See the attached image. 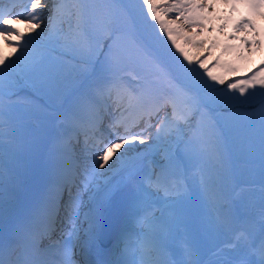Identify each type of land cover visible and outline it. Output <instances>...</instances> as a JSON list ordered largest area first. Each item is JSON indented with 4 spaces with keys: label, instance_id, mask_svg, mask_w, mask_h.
Listing matches in <instances>:
<instances>
[{
    "label": "snow or ice",
    "instance_id": "obj_1",
    "mask_svg": "<svg viewBox=\"0 0 264 264\" xmlns=\"http://www.w3.org/2000/svg\"><path fill=\"white\" fill-rule=\"evenodd\" d=\"M228 2L234 4V11L235 3H242L252 15L264 17V0ZM141 5V11L159 25L179 57L161 50L158 36L138 17L134 5L121 0H52L48 23L40 32L37 29L41 28L42 13L38 10L48 9L47 0H28L27 18L0 8V39L10 46L12 41H24L14 46V50L23 48L15 61L5 64L0 57V65H4L0 67V264H79L75 249L96 243L106 211L130 216L136 229L121 233V259L114 264H264V67L247 79L228 83L224 91L208 84L203 75L224 85L226 76L214 75L213 69L223 68L231 74L239 69L219 58L208 68L206 56L197 58L198 68L204 69L197 79L198 69L191 67L193 57L178 40L211 51L206 42L196 44L184 35V26L207 30V18L201 15L206 11L202 0H141ZM171 12L178 13L176 19H164ZM21 22L36 35L25 39L17 27ZM178 22L180 26L174 28ZM235 31L260 35L251 16L237 22ZM241 43L242 48L225 47L224 53L238 52L243 59L247 51L264 50V42L255 38ZM218 46L212 44V48ZM58 53L71 54L88 70L84 82L62 97L64 123L71 135H59L43 152L35 149L32 163L48 166L54 182L30 217L9 225V205L21 190L28 167L20 159L25 146L17 142L14 89L38 74L41 84L55 95L61 81ZM130 68L137 71L135 88H129L125 79ZM257 87L259 92L255 91ZM231 92L239 95H229ZM240 106H248L251 111H241ZM220 107L234 111L232 118L218 128L209 112ZM153 117H157L158 126L152 144L146 149H125V145L146 144L141 137L154 127ZM106 119L115 138L91 152V166L79 173L81 187L73 192L77 173L66 167L74 155L72 138L82 133L85 150H89V136L96 137L90 146L95 148L104 142ZM141 122V132L131 131ZM185 127L191 129L190 135L184 132ZM233 132H243L252 151L258 143L262 177L258 207L242 196L244 190L229 191L225 187ZM161 144L169 148L159 171L153 170L136 183L139 165ZM133 152L135 157L130 156ZM113 157L115 162L110 165ZM187 161L198 165L193 169L198 193L187 182ZM106 167L108 172L102 171ZM117 174L126 179L113 183L112 177ZM125 183L136 184V193L130 200L118 201ZM145 187L162 195L163 207H155ZM64 191L68 198L61 217ZM83 193H88L87 201ZM197 199L205 209L203 214L182 207ZM58 222L66 227H61L59 237L53 239ZM81 233L87 237L83 245ZM220 234L227 238L217 242ZM45 238L49 243L42 246Z\"/></svg>",
    "mask_w": 264,
    "mask_h": 264
},
{
    "label": "rangeland",
    "instance_id": "obj_2",
    "mask_svg": "<svg viewBox=\"0 0 264 264\" xmlns=\"http://www.w3.org/2000/svg\"><path fill=\"white\" fill-rule=\"evenodd\" d=\"M127 1L129 4L134 5V8H135L134 10L138 12L137 13L138 17H140L141 20L146 21V25L148 26V28L151 25H155L157 28H159V25L156 22L152 21L150 16L145 15L141 11L143 7L141 5V0H127ZM162 2L169 3V2H174V0H162ZM202 2L205 4L206 11L201 13V15L207 18V21H208L206 25L207 30H202L200 28L189 30L187 26H184V35L186 37L193 38L196 44H199L201 42H206V47L211 49V53H209V51H205L203 49L197 48L194 45H188L184 40H178L181 46L184 47L186 51H188L189 55L193 57V60L197 61V58L203 59L206 56L209 57L208 60L206 61V66L208 68H209L208 66L209 62H211L212 64H214V62L216 63L217 59L216 61H214V58L216 57H219L221 60H223V62L233 64L235 67L239 69V71L235 74L226 73L223 68L213 69L214 75L226 76V78L231 77V79L229 80L230 83L238 79H247L250 76L249 75L250 71L255 70L254 72H256L260 68L264 67V50L256 49L255 51H247L245 52L243 59L240 57V54L238 52H233L230 54L224 53L225 47H235L237 49L242 48L243 46L241 42L244 39H248L251 41L252 39L255 38V39L260 40L261 42H264V17L258 16V15H252L250 13V9L245 4H242V3H235V11H234L233 10L234 4L228 2V0H202ZM47 3H48V6H50V4H52V0H49V2ZM49 11L50 9L47 12L48 15H49ZM161 15L163 16V13ZM177 15L178 13L171 12V13H168L166 16H164V19L173 20V19H176ZM250 16L255 24L257 31L260 34L258 37L254 36V34H251L248 31L239 32V33L235 31V24L239 22L241 19L249 18ZM47 23H48V16L46 17V20L44 21V24L41 27V31L44 29V26L47 25ZM179 26H180L179 22L177 23V25H173L174 28H177ZM221 28H225V31L223 32L220 31ZM20 30L24 32L25 37L29 35H34V36L36 35V33H30L28 31V28H24ZM158 32L161 33L160 31ZM161 34H162V39H164V42L163 41L159 42L158 40V46L161 48V50L163 49L166 50L169 45L171 46V42L168 41L165 33H161ZM233 37H235V39H233ZM223 40H225V42H223ZM214 42L217 43L219 46L216 48H212V44ZM17 43L23 45L24 41L22 40L16 43L12 41L11 42L12 46H10L9 44H6L3 41V39H0V57L4 58L5 64L15 61L17 57L20 56V53L23 50V48H20L19 50H14V46ZM168 49L169 51H166V52H170L171 55H174V54L178 55L177 57H179V53L176 52L174 47H172V49L170 48ZM4 50H8L9 52L5 53ZM215 53H219L218 56L215 55ZM56 55L60 62V67L65 68L66 65L64 66L62 64H67L66 61L72 60L74 64H77V65L69 64L70 66H75L77 68H81L80 70L85 71V72L82 71L80 78H83L84 76L87 75L88 70H86V66L78 63L76 59L72 58L71 54L58 53ZM180 59L182 60L183 58L180 57ZM225 59H228V61ZM3 66L4 65H0V67H3ZM129 71H131L132 73L128 71L125 73V79L127 81V85L129 88H135L138 83V81L134 79V77L137 75V71L133 68H130ZM204 80L207 81V83L209 82L213 87L216 85H219L209 80L206 75L204 76ZM75 84H77V82ZM67 85L68 84H66L65 86ZM64 90H67V88L59 86L57 89V92L59 93L56 92V94L53 95V93L48 88H46L43 84H41L38 74H32L28 82L21 81L19 86L14 89L16 94L12 97L13 116L15 117L19 125L18 133L21 134V136L17 138V142L25 146V150L20 154V157H21L20 159L25 165L30 166V164L35 159V149L36 148H39V150L42 152L47 147L46 146L47 139L52 140V137L53 138L58 137L56 136L55 131H54L55 127H58V126L61 127L59 128V135L65 134V130L62 128L68 129L64 123V115H63V109H62L63 108L62 97L63 95L66 94V93H63ZM5 91H7V88L5 89ZM259 91L260 89L257 90L256 92H259ZM237 94L238 92L231 94V95L236 96ZM159 116L162 118L164 116V113H161V115ZM197 119H199V117H197ZM54 121H57L58 125L57 124L54 125ZM48 123L51 125V128L49 129L48 132H46V126H49L47 125ZM152 124L154 125V127L148 129L147 132L144 133L145 135L141 137V138L146 139L147 141L146 144H142V145L137 144V145H132V146L125 145V149L129 147H137V146H143V145L149 146L150 144H152L153 142L152 136L155 134V127L158 126L157 117L154 118V120L152 121ZM70 131L71 130L68 129L66 131V134L70 135ZM184 132L190 135L191 129L185 127ZM111 134L112 135L110 136V132H109V137H108L109 140H112L115 138L113 132ZM238 134L239 132L235 133V135H238ZM77 136L78 135L73 136L71 143L81 142L80 136H78L79 138ZM242 146H243V149L245 150L247 149L250 150V147H251L250 144L246 142L245 139L243 141ZM168 148H169L168 144L159 145L158 151H156L158 153V157L155 159L154 157H150V159L153 160L156 165L162 164L165 160L159 161L160 154L167 151ZM257 148H258V143L255 149ZM175 150H176L175 146L173 145L172 146L173 153L175 152ZM120 151L123 152L124 149H121ZM88 156L92 157L91 154H89ZM115 159L116 157H114L113 160L109 162V164L110 165L113 164L115 162ZM76 161H82V160L81 159L73 160L71 161L70 166L80 167L75 164ZM91 162H92L91 160L86 161L84 164L87 167L85 168L90 167ZM36 165L32 168L31 172L36 174V176L38 175L37 179L36 177L34 179V183L37 185V184H40L41 181L43 180L42 178H44V175L46 174V169H45V165H42V164L38 166ZM150 168L154 169L152 167ZM151 169L148 171V174L152 172ZM102 171L107 172L108 168L106 167ZM81 172L82 171L80 170L79 173ZM53 179H54V175L50 177L51 181ZM76 182L78 183V186L75 184L76 187H73L72 189L73 192H75L78 187H81L79 184V177L76 179ZM36 185L32 189L30 187L28 190L24 191V194L19 199L20 201H18L22 203L21 205H24L27 207L30 206L29 201L32 198V196L35 195L37 191ZM250 185L253 188H260L261 183H259L256 179H254L250 181ZM240 188L241 189L246 188V186H241ZM236 190H239V188H236ZM20 191L23 193V190H20ZM153 194L154 195L152 196V201L155 207L156 208L163 207L164 200H163V197L160 196L161 194L159 193H158L159 195L157 193H153ZM83 197H84V200L87 201L88 193H83ZM67 198L68 196L65 195L64 200L66 201ZM182 207H185L189 212L195 211L197 213L202 214L198 209H195V208L190 209L189 206H182ZM9 212H12V211L9 210ZM159 214L160 213L157 212V215ZM60 225L62 226L64 224H60ZM226 238H227L226 235L220 234L219 236H217L216 239H217V242H220Z\"/></svg>",
    "mask_w": 264,
    "mask_h": 264
},
{
    "label": "bare ground",
    "instance_id": "obj_3",
    "mask_svg": "<svg viewBox=\"0 0 264 264\" xmlns=\"http://www.w3.org/2000/svg\"><path fill=\"white\" fill-rule=\"evenodd\" d=\"M44 2V0H42V3ZM51 6V5H50ZM50 6L48 7V9H41V10H38V11H40L41 13H42V22H41V27H42V25L44 24V21L46 20V17L48 16V10L50 9ZM12 10V7L10 8V11ZM16 9H14L13 11H15ZM9 11V12H10ZM12 11V12H13ZM20 15H22V16H24V17H28V15H29V13H26V12H24V13H21ZM17 27L19 28V29H24V28H27V23L26 22H21L20 24H18L17 25ZM41 31V28L40 29H37V32H40ZM31 36H34V35H29V36H27V37H25V39H28V38H30ZM15 43L16 42H18V41H14ZM4 52L5 53H8L9 51L8 50H4ZM77 146V144L76 145H74V149H73V152H74V155H76V154H78L79 153V149L80 148H78V147H76ZM135 148H137V149H146V148H148V146L147 145H143V146H137V147H135ZM82 149L84 150V151H86V152H88L89 150H91V148H89V150H85V147H82ZM87 154V153H86ZM133 156V155H136V153L135 152H133V153H130V156ZM154 156V155H153ZM135 157V156H134ZM93 158V157H92ZM92 158L91 157H83V159H90V160H92ZM114 158V157H113ZM145 162L146 163H148V165L150 166L152 163H153V161L152 160H150L149 162H147L146 160H145ZM75 171L77 172L78 170H77V168H75ZM108 172V171H107ZM145 167H143L141 164L139 165V167H138V170H137V172H136V183H138L139 181H143V179H144V177L146 176L145 175ZM115 183V182H114ZM123 193H122V190H121V192H120V194L117 196V198H118V201H122V199H123ZM242 196L246 199V200H248V201H251L252 203H254L257 207H258V204H259V200H260V198L257 196V192L256 191H250V194L249 193H242ZM132 197L131 196H124V199L125 200H130ZM63 215H61V217H62ZM15 217V218H14ZM14 217L12 218V217H9L8 218V223H9V225H12V224H14V223H16L17 221H19V220H21V219H23V218H26V217H30L29 215H27L26 217H21L20 215H14ZM132 221V218L130 217V216H126V215H118V224H117V227H116V233H115V242H114V244L112 245V251H115L118 247H117V245H118V243H119V241H120V236H121V233L119 232L120 231V227L119 226H121L122 225V229H121V232L124 230V228L125 227H127V225L129 224V222H131ZM86 226V225H85ZM87 239V237L86 236H84V234H83V242L85 241ZM97 243V242H96ZM93 244L94 245V247L96 248V245H98V243L97 244ZM92 246V244L91 245H88V246H83L81 249H83V252H84V254H87V252L89 251V249H90V247ZM78 254H79V257L81 256V251L80 250H78Z\"/></svg>",
    "mask_w": 264,
    "mask_h": 264
},
{
    "label": "trees",
    "instance_id": "obj_4",
    "mask_svg": "<svg viewBox=\"0 0 264 264\" xmlns=\"http://www.w3.org/2000/svg\"><path fill=\"white\" fill-rule=\"evenodd\" d=\"M219 59H220V58H219ZM221 61L223 62V60H221ZM214 64H215V62H214ZM214 64L211 65V68L213 67ZM208 84H209V82H208ZM229 94H230V93H229Z\"/></svg>",
    "mask_w": 264,
    "mask_h": 264
}]
</instances>
